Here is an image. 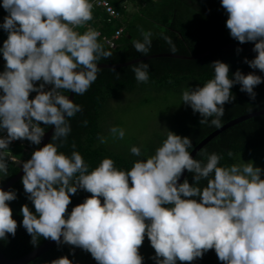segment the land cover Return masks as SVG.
<instances>
[{"label":"clouds","instance_id":"9594fccd","mask_svg":"<svg viewBox=\"0 0 264 264\" xmlns=\"http://www.w3.org/2000/svg\"><path fill=\"white\" fill-rule=\"evenodd\" d=\"M220 4L230 37L254 45V58L243 62L264 73V0ZM0 7L7 13L0 23L7 33L0 47V132L6 133L0 135V174L8 176L12 142L40 145L45 134L41 124L54 128L51 141L20 164L23 189L35 209L21 206V225L34 248L42 237L79 248L96 264H144L139 249L147 237L154 264H192L210 250L221 264H264V169L252 161L240 158L241 163L221 166L222 156L215 152H202L206 161L197 160L190 155L191 139L167 129L154 154L130 148L133 156L144 158L128 170L105 157L90 171L74 143L70 155L59 151L71 132L70 118L83 110L64 93L84 95L101 70L98 61L111 56L98 30H76L93 19L92 0H0ZM140 33L142 40L133 46L146 55L153 34L142 27ZM161 36L175 52L171 37ZM211 65L214 77L203 86L186 87L181 101L200 115V124L212 118L211 126L220 129L224 105L235 99L231 89L239 85L254 101V89L264 78L256 71L230 74V66L219 60ZM148 69L143 62L132 68L138 83H148ZM109 132L120 140L126 134L119 126ZM98 139L107 142L103 136ZM185 170L193 174V183L186 178L180 182ZM80 190L90 195L68 212L71 196ZM16 199L15 190L0 188V240L16 235L19 225L9 206ZM48 264L73 261L60 256Z\"/></svg>","mask_w":264,"mask_h":264},{"label":"trees","instance_id":"16d2710c","mask_svg":"<svg viewBox=\"0 0 264 264\" xmlns=\"http://www.w3.org/2000/svg\"><path fill=\"white\" fill-rule=\"evenodd\" d=\"M112 5L118 12L117 18L109 20L102 8L95 7L93 19L84 27L76 30L82 34L88 27H91L101 32L99 41L106 51L111 52V56L101 59L97 65H115L138 59L143 60L120 68H100L96 81L84 95L76 96L73 93V101L81 105L83 110L70 118L71 132L66 142L60 146L59 151L70 155L74 150L72 147L74 143L75 151L84 157L90 171L105 157L113 159L118 168L130 169L135 160L144 158L133 156L130 148L138 146L145 156L152 155L166 139L167 130L181 136H188L193 145L192 149H189L190 152L203 139L217 130L210 124L212 118H209L208 124H200V115L193 113L192 109L181 101L182 91L186 87L203 86L207 80L214 77L212 62L219 60L227 63L230 66V74L239 69L245 74L256 71L257 75L264 78V73L249 68L243 62L245 57L250 60L255 56V53L248 49L240 48L242 49L240 53L236 52L239 47L220 49L192 59V57L228 45H242L253 49L252 43L239 44L230 37L225 24L227 13L222 8L220 0H114ZM5 15L7 13L0 7V23L3 22ZM141 27L153 34L151 49L146 55L137 52L133 46V41L142 40ZM119 28L122 30L121 35L115 42V46L110 48L104 43L102 37L110 38ZM162 33L171 37L176 48L175 52L170 50V45L161 36ZM6 38L7 33L0 29V47ZM165 54L177 57L159 56ZM141 62L149 65L148 83H138L132 71V68ZM3 68L4 60L0 54V71H3ZM239 89V85L231 89L235 99L224 105L225 114L221 118L223 125L241 116L264 109V82L254 89L256 92L254 101ZM64 94L69 95V91ZM123 97L134 102L133 107L128 108L130 112L151 106L160 97L162 104L166 106L163 111L161 108L163 114L161 116L164 120L160 124L164 126L144 134V132L141 133L142 131L137 133L136 130H126L123 128L124 122L121 121V125L118 122V126L125 129V137L123 140L114 139L109 129L113 126V122L118 120L116 113L118 108L113 105L114 101L118 102ZM170 100L172 106L168 105ZM171 109L176 111L169 112ZM168 113V117L164 115ZM120 119L123 120L121 115ZM85 120L88 122L86 126ZM41 127H44V131L47 132L52 126L41 124ZM98 136L105 137L107 142L100 143ZM50 141L51 137L48 142ZM38 147L39 145H33L27 140H17L10 144V156L14 158V161L8 162V176L4 177L0 174V188L17 175L21 168L20 164L28 160ZM228 151L233 153L231 158L227 156ZM202 152L208 154L215 152L221 155V166L242 161H252L254 166L264 164V114L222 131L205 144L194 158L206 161V156L202 155ZM192 177L193 174L186 172L184 179L186 178L191 184L193 183ZM205 184L206 181H201V186ZM9 189L15 190L17 194V199L9 202V206L19 226L15 237L9 235L6 240H0V251L6 258L17 260L47 240L41 237L39 245L34 248L30 243L31 237L21 225L23 219L20 212L21 206L27 204L33 212L35 211L24 192L21 178L7 190ZM89 195L80 190L71 196L68 212H71L72 207L82 203ZM139 251L144 257V264H154V261L150 259L155 254L154 249L151 248L147 237ZM60 256H68L73 264H96L89 253L79 248L73 249L69 245L57 246V244L27 264H48ZM177 264L181 262L177 261ZM192 264H221V262L215 251L210 250L204 254L202 259H197Z\"/></svg>","mask_w":264,"mask_h":264},{"label":"water","instance_id":"95a60500","mask_svg":"<svg viewBox=\"0 0 264 264\" xmlns=\"http://www.w3.org/2000/svg\"><path fill=\"white\" fill-rule=\"evenodd\" d=\"M243 48V49H249V48H245L242 45H228V46H224V47H220L218 49L212 50V51H208L200 56H196V57H192V59L195 58H200L202 56H205L213 51L216 50H220V49H228V48ZM159 56H170V57H177V56H172L169 54H165V55H159ZM146 59V58H144ZM143 59H138V60H134L131 62H127V63H123V64H115V65H97L99 68H120V67H124V66H128L130 64L136 63L138 61H141ZM69 99L73 100V93L71 91H69V95H68ZM264 114V109L259 111V112H255V113H251V114H247L244 116H241L239 118H236L232 121H230L229 123L223 125L220 129L215 130L213 133H211L210 135H208L205 139H203L191 152L190 155L194 158V156L196 155V153L205 145L207 144L212 138H214L216 135H218L219 133H221L222 131L226 130L227 128L234 126L242 121H245L247 119L259 116ZM53 126L44 134V137L41 141V144L39 145V147H42L44 144L48 143L50 137L52 136L53 133ZM30 159V158H29ZM186 170L184 172V174L181 176L180 178V182H182V180L184 179L185 175H186ZM23 176V170H22V166L20 168V171L17 173L16 176H14L11 180H9L2 188L3 190H7L9 187H11L13 184H15L21 177ZM54 244H56L55 242L51 241V240H47L46 242H44L42 245H40L39 247H37L36 249H34L33 251H31L30 253L26 254L25 256L17 259V260H10L8 258H6L0 251V264H27L30 261L34 260L35 258L39 257L41 254L45 253L46 251H48Z\"/></svg>","mask_w":264,"mask_h":264},{"label":"rangeland","instance_id":"374dc122","mask_svg":"<svg viewBox=\"0 0 264 264\" xmlns=\"http://www.w3.org/2000/svg\"><path fill=\"white\" fill-rule=\"evenodd\" d=\"M125 97L121 98L118 102L114 101L113 107L118 108V110H116V113L118 114L117 115L118 120L116 122L114 121L115 118L112 120L114 121L113 126H118V122L121 125V121H123L124 122L123 128H125L126 130L129 131L130 129H132V131L136 130L137 133L142 131L141 133L144 132V134L147 132L151 133V131L157 130L158 128L164 126V124H160V122H163L162 120H164V118L161 116L163 115L161 113V108L163 111L166 106L165 104H162L160 97H158L157 100H155V102L152 103L151 106H147L145 108H140L137 110H132L131 112L130 110H128V108L133 107L134 102H131V100ZM168 105L172 106L171 100L168 102ZM173 111L176 110L171 109L169 112H173ZM120 115L123 117V120L120 119ZM164 115L168 117L169 113L167 115L166 114ZM144 136L147 137L148 135H144ZM256 166L264 169V164H258ZM261 178L264 179V174H262Z\"/></svg>","mask_w":264,"mask_h":264},{"label":"built area","instance_id":"2783aa9c","mask_svg":"<svg viewBox=\"0 0 264 264\" xmlns=\"http://www.w3.org/2000/svg\"><path fill=\"white\" fill-rule=\"evenodd\" d=\"M112 1L114 0H92V3L94 4V8L95 7L102 8L105 11V14L108 16V19L111 20V19H115L118 17V12L114 9L112 5ZM121 32L122 30L119 28L118 30L114 32V34L110 38L102 37V39L104 40V43L107 46H109L110 48H113L115 46V42L119 39ZM46 88H50V86H46ZM34 96H35V93L30 94V98ZM5 134L6 133H2V132L0 133V135H5ZM12 143H15V141ZM9 161H14V158L9 156Z\"/></svg>","mask_w":264,"mask_h":264}]
</instances>
